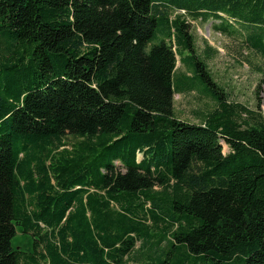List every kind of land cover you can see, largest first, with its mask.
Segmentation results:
<instances>
[{
	"label": "trees",
	"instance_id": "trees-1",
	"mask_svg": "<svg viewBox=\"0 0 264 264\" xmlns=\"http://www.w3.org/2000/svg\"><path fill=\"white\" fill-rule=\"evenodd\" d=\"M188 17L264 57V0H0V264H264L260 103L228 100Z\"/></svg>",
	"mask_w": 264,
	"mask_h": 264
},
{
	"label": "rangeland",
	"instance_id": "rangeland-1",
	"mask_svg": "<svg viewBox=\"0 0 264 264\" xmlns=\"http://www.w3.org/2000/svg\"><path fill=\"white\" fill-rule=\"evenodd\" d=\"M190 32L193 34L197 53L205 58L214 81L223 88L228 100L238 102L249 109L255 110L259 101L264 117V57L250 50L243 41V32L239 26L229 27L232 33L227 35L214 26L218 20L188 17ZM234 22V21H233ZM156 41V40H155ZM177 71L184 70L178 60ZM196 91H203L202 84H197ZM196 91L174 94L173 106L177 118L199 123L198 112H206L213 108L214 103ZM225 146L224 150L226 151ZM30 232L26 233L16 226L11 239L14 248L24 252L34 249V239ZM136 264V263H134ZM139 264V263H137Z\"/></svg>",
	"mask_w": 264,
	"mask_h": 264
}]
</instances>
